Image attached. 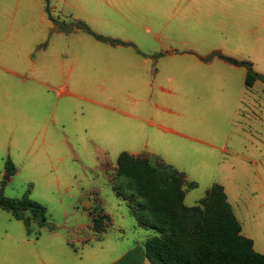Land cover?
<instances>
[{
  "label": "rangeland",
  "instance_id": "1",
  "mask_svg": "<svg viewBox=\"0 0 264 264\" xmlns=\"http://www.w3.org/2000/svg\"><path fill=\"white\" fill-rule=\"evenodd\" d=\"M218 55L264 76V0H0V190L29 195L56 228L29 233L0 209V264L145 250L160 234L114 190L124 152L184 173L188 207L222 185L264 254V82L247 87L248 69Z\"/></svg>",
  "mask_w": 264,
  "mask_h": 264
},
{
  "label": "trees",
  "instance_id": "2",
  "mask_svg": "<svg viewBox=\"0 0 264 264\" xmlns=\"http://www.w3.org/2000/svg\"><path fill=\"white\" fill-rule=\"evenodd\" d=\"M46 11L50 13L49 7ZM49 18L57 29L67 31L66 24ZM76 25L95 35L83 22L76 21ZM218 57L248 69L247 87H253L257 81L264 82V76L253 70L252 63L224 55ZM6 170L16 172L10 160ZM113 186L117 196L128 202L139 226L160 234L146 242L145 250L138 247L115 264H142L144 257L151 264H264V255L254 250V241L242 234L241 224L222 185H214L198 205L188 207L184 187L194 188L196 184L188 183L184 173L158 157L124 152L118 158ZM0 209L22 221L29 233L35 225L39 230H56L48 222L46 208L29 195L12 199L0 190ZM105 220L111 219L106 215L95 217L94 229L104 231Z\"/></svg>",
  "mask_w": 264,
  "mask_h": 264
},
{
  "label": "crops",
  "instance_id": "3",
  "mask_svg": "<svg viewBox=\"0 0 264 264\" xmlns=\"http://www.w3.org/2000/svg\"><path fill=\"white\" fill-rule=\"evenodd\" d=\"M13 75H15V77H17L18 79H20L21 81H23V83L24 82H26L27 81V77H26V75H21L20 73H17V72H15V71H10ZM6 97H7V99H8V104H10V101H11V98H12V96L11 95H7L6 94ZM233 208V207H232ZM234 211V210H233ZM236 215V214H235ZM237 217V216H236ZM238 219V218H237ZM243 234V233H242ZM244 235V234H243ZM245 236V235H244ZM245 237H247V236H245ZM247 238H249V237H247ZM249 239H251V238H249ZM253 240V239H252ZM255 244V243H254ZM254 250H255V245H254ZM256 251V250H255ZM257 252V251H256ZM261 254V253H260ZM262 255H264V254H262ZM120 261V260H119ZM118 262V261H117ZM117 262H115V263H117ZM115 263H113V264H115ZM99 264H105V263H99Z\"/></svg>",
  "mask_w": 264,
  "mask_h": 264
}]
</instances>
